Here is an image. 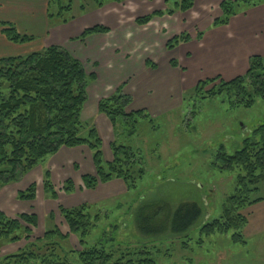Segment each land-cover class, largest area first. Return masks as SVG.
Masks as SVG:
<instances>
[{
  "label": "rangeland",
  "instance_id": "1",
  "mask_svg": "<svg viewBox=\"0 0 264 264\" xmlns=\"http://www.w3.org/2000/svg\"><path fill=\"white\" fill-rule=\"evenodd\" d=\"M25 1L31 4L32 11L35 10L30 19L32 23L24 25L21 32L33 36L36 41L6 48L2 53L4 57H24L41 51L45 35L41 32L40 23L44 19L48 20L50 27L60 23L66 25L62 23V20H66L68 23L63 27L67 33L76 35L104 18L92 0H62V6L69 2L72 6L71 12L62 18L54 16L58 12L57 4L47 6L46 10L54 16L49 19L43 17L42 0ZM155 3L153 7L148 1L126 0L121 5L109 6L108 14L111 13L116 19L110 37L114 38L123 31L121 43H115L109 57L120 63L113 60L96 62L92 55L94 51H85L81 45L80 49H75L71 46L75 42L69 47L71 54L83 63L88 75L95 71V62L97 73L101 71L98 82L91 83L87 89L88 100L80 118L83 123L97 128L98 116L95 114L99 99L114 93L124 81L128 84L126 82L122 86V92L128 93L135 101L133 109L144 110L149 115L138 120L132 134H129V128L123 123H117L113 128L114 133L104 141V144L114 141L118 145L130 147L140 157L144 176L136 181L135 189L127 190L124 183L109 182L101 184L105 186L98 185L95 190H85L81 185V177L92 173L91 152L86 147L62 148L55 155L47 156L17 183L0 190V211L12 218L21 214H35L38 228L33 230V238H37L54 226L67 233L58 206L72 208L85 203L91 207L89 211L92 217L100 216L86 238L88 247L103 246L124 253L145 249L151 253L156 264H264V183L253 196L262 201L242 212L248 219V225L242 231L246 246L234 244L231 232L211 236L201 233L205 224L220 217L226 199L235 188L236 171H220L216 166L218 150L223 147L227 155H232L242 148L244 140H259L253 133L264 125V100L256 97L250 108L231 107L226 98L201 99V95L198 96L193 90L199 81L205 79L219 77L229 81L244 75L249 59L257 55L264 57V51L258 52L254 42L245 39L241 41L242 45H236L233 49H230L229 41L223 44L226 40L217 38L218 33H221L220 28L212 27L219 13L215 7L210 10V16L203 19L205 22L198 23L193 15L180 14V18L186 20L181 28L186 31L178 27L179 32H186L192 39L180 44L176 52L169 55L165 51V39L175 34V23L170 20V16L165 18V23L170 27L165 33L160 26L152 28L154 23L149 27L148 24L140 27L135 23L137 18L157 8L159 10L161 0ZM252 9H240L238 15H244ZM177 18L174 16L173 21ZM208 26L210 28H205ZM150 31L154 32V40H148L152 36ZM198 33L202 34L201 39L197 38ZM205 34L206 40H203ZM92 41L89 40L88 44ZM148 56L153 58L157 66L151 72L143 71L144 57L147 59ZM167 56L171 57L167 59ZM228 58L235 60V71ZM171 59L181 66L177 70L184 68L182 71H185L183 74L178 72L172 81L168 77L173 71L165 67ZM145 88L147 91H143ZM101 150L104 162L112 159L111 154L109 158L104 156L103 143ZM108 151L111 152L110 149ZM45 171L52 173L51 182L58 193L56 201L44 194L42 180ZM68 179L75 187L70 195L61 190L62 184ZM30 184L36 187V199L33 202L17 200L16 193L26 190ZM159 201L173 208L180 203H196L202 210V216L182 236L158 239L142 236L135 227L134 211L143 202ZM50 213L55 215L53 220H48ZM24 243L6 245L1 255L16 252ZM67 249L80 250L76 237L70 236Z\"/></svg>",
  "mask_w": 264,
  "mask_h": 264
},
{
  "label": "trees",
  "instance_id": "2",
  "mask_svg": "<svg viewBox=\"0 0 264 264\" xmlns=\"http://www.w3.org/2000/svg\"><path fill=\"white\" fill-rule=\"evenodd\" d=\"M47 6L57 4L54 15L62 18L71 12V2L61 5L62 0H47ZM125 0H92L95 8L107 4H120ZM152 2L153 0H141ZM195 0H163L165 9L155 10L137 18V26H146L154 18L186 13L194 6ZM264 0H223L219 5L220 17L212 27L227 26L230 19L239 14L240 9L256 8ZM47 7V8H48ZM49 14L48 17H54ZM64 24L68 23L62 20ZM0 31L13 44H24L34 40L33 36L18 33L14 25L1 22ZM110 29L95 25L84 29L76 38L80 43L98 34H108ZM201 39L202 34L198 33ZM187 33H181L166 43L168 52L180 44L190 42ZM148 67L155 65L146 62ZM172 68H178L175 60H170ZM95 74L86 73L83 63L68 50L51 45L39 52L24 57L0 58V190L17 183L33 171L47 156H53L62 148L86 147L91 152L94 175H82V187L95 190L100 184L121 181L127 190L135 189V183L144 176L140 157L130 147L110 144L112 159L104 162L102 141L95 128L81 121V113L88 100V86L95 80ZM217 81L218 84H215ZM122 86L98 102V112L104 115L112 127L123 123L133 133L138 120L148 118L144 110L130 111L132 98L122 92ZM211 86L205 90L206 87ZM194 93L201 99L226 98L231 107L250 108L259 97L264 100V57L252 56L248 69L242 76L229 81L219 77L199 81ZM259 140L246 139L240 150L227 155L220 147L216 155V166L220 171H236L235 188L224 204L220 217L201 228L206 236L231 232L234 244L246 246L242 231L248 225L247 216L242 212L262 201L253 198L259 186L264 183V125L254 131ZM76 167V166H75ZM44 194L56 201L58 193L51 182L50 171L43 173ZM62 192H74L73 182L68 179L62 184ZM19 201L33 202L36 187L30 184L26 190L16 193ZM90 206L81 204L72 208L58 206L68 232L63 233L58 226L44 231L33 238V230L38 228L35 214H21L9 217L0 211V264H156L151 253L145 249L125 252L111 250L103 246H86L90 230L100 220L92 217ZM202 210L196 203H180L175 208L165 202H143L134 211V223L138 232L145 237L158 239L164 236H182L200 219ZM55 215L50 213L48 220ZM70 236L76 237L80 250L67 249ZM24 241V246L16 252L1 255L2 249ZM68 250V251H67Z\"/></svg>",
  "mask_w": 264,
  "mask_h": 264
},
{
  "label": "crops",
  "instance_id": "3",
  "mask_svg": "<svg viewBox=\"0 0 264 264\" xmlns=\"http://www.w3.org/2000/svg\"><path fill=\"white\" fill-rule=\"evenodd\" d=\"M42 1H43V8H42L43 17L45 16L46 19H49L48 15H47L48 11L46 10L48 1L47 0H42ZM125 1H123L121 4H123ZM155 1L156 0H153L152 2H148V3L154 7V6H156ZM222 1L223 0H195L194 6L190 11H188L186 13L177 12L173 16L169 17V18H171L170 20L175 23V27H174L175 34H172V36H170L169 39L173 38L175 36H178L181 33H186V32H179V29H181V31L182 30L186 31L185 29L181 28V26H183L182 23L186 24L185 23L186 20L184 18L183 19L180 18V14H184V16L193 15V17L195 18V22L200 23V22H205L203 19L208 18L210 16L209 15L210 10L212 8L216 7V9L219 12L216 15V17L218 18L221 15V12L219 10V5ZM161 2L162 3L159 5V10L163 11L165 9V5H164L163 0H161ZM28 3L29 2H26L25 0H0V23L1 22L10 23V24L15 26L18 33L22 34L23 32H21V31L23 29V26L28 24V23H32L31 20L33 17V11L35 10L34 9L32 11L31 4L30 3L28 4ZM121 4L111 3V4L105 5L101 9H97V10H99V12L101 14H104V18L101 20L100 23H98L96 25H104L110 29V32L108 34L92 35V36L88 37L83 44L80 43V41H78L76 38H78L79 35H81V33L86 28H84L82 30V32H78V34H76L77 35L76 36L71 32L67 33V30L65 29V27H63V26H66L67 23H66V25H62L60 23L58 25H54L53 27H50V25L48 24V20L46 21L44 19V21H42L40 23L41 32H43L44 33L43 35H45L43 45L41 46V50L45 47L55 45V46L62 47L71 53V51L69 49L70 44L75 42V43H73L74 45H71V46H74L75 49H80L79 45H81L84 47L81 49H84L85 51H91V52L94 51L92 55L94 56L93 59L96 62L97 61H99V62H103V61L104 62H106V61L110 62L112 60L115 61L114 59H111L109 57V55H110V52H111L113 46H115V43H121L120 37H122L123 31L118 33V35H116L114 38L110 37L112 34V29H113L114 24H115L114 22L116 19H114L113 15L111 13H110V15L108 14V11H109L108 8H110L109 6H111V5H121ZM156 10H158V8ZM241 15L242 14L232 17L227 26H223V28L219 27L221 30L220 31L221 33H218L217 38H220V39L224 38L226 41L223 42V44H226L229 41L228 44L230 46V49H233L236 45H240L241 41H244V39H245L248 42H254V45L257 46L258 52L264 51V5L259 6L257 8H254L252 10H249L246 13H244V15H242V16ZM174 16H176L178 18L173 21ZM165 18H167V16H163L161 18H154L147 25V27L151 26L154 23V27H152V28H156V26H160L161 29L165 33L167 31V29L170 28L169 25H167L165 23L167 20ZM21 21H22V23H21ZM192 22H194V21H192ZM209 25H211V24H209ZM178 27H179V29H178ZM205 28H210V26L205 27ZM120 29H122V28H120ZM203 29L204 28H202V30ZM118 30H119V28H118ZM150 32H151L152 36H150L151 39H148V40H152V39L154 40V32L153 31H150ZM22 35H26V34H22ZM166 36H169V35H166ZM189 36L191 37V35H189ZM169 39H165V41H166L165 44L167 43V41ZM89 40H93L92 42H90V45L88 44ZM203 40H206V34L204 35ZM35 41H36V38H34V40L32 42H29V43H33ZM255 41H256V44H255ZM14 45L15 44L8 42L0 31V58L4 57L2 53L6 48H12ZM179 47L180 46H178V48ZM176 49L171 51V52H168L169 55H173L176 52ZM165 51H166V49H165ZM261 53H263V52H261ZM170 57L171 56H169V57L167 56V59ZM152 59L153 58H151L149 56L147 57V59H145V57H144L143 71L146 70V71L151 72V70L152 71L156 70V68L152 69V68L148 67V65L145 64L146 62H148V63L154 64L155 67H157ZM171 60H173V59H171ZM228 60H229L228 62H230V64H231L232 70L235 71L237 69V64H236L235 60L231 59V58H228ZM169 61L166 63L168 65H166L165 67L166 68L170 67L171 70L173 71V72L171 71L172 72L171 76L168 77V79L170 81H172L173 77L176 74H178V72H180V74H183V73H185V71H182L184 69L183 67H182L183 69L177 70L178 68L181 67L179 64H178V68H172L169 64ZM96 62L94 63V67H96V69L93 72L95 74L96 78L93 82H98L99 75L101 74V71H99L98 73L96 71L97 70ZM115 62H117V61H115ZM117 63H120V62L118 61ZM148 75L154 76V74H151V73H149ZM93 82H91V83H93ZM126 82L127 81L121 82V85H125ZM127 84H128V82H127ZM125 91L127 92V88L125 89ZM143 91H147V88H145ZM103 98H101V99H103ZM101 99H99V101ZM134 105H135V101L132 100L131 105L128 107L130 111H136V109H133ZM145 110H147V109L145 108ZM96 115L98 116V121L96 123L97 128H95V129L97 130L101 140H103L102 143H103V149H104V156L109 158V155L111 154V152H109L108 150L110 149V144L114 141L111 142L110 140H108V141H110L109 144H104L105 143L104 141H105L107 136L109 138L110 134L114 133V130H113V127H112L111 123L109 122V120L104 115L100 114L98 112V109H97V114H95V116ZM90 164H92V161H90ZM92 166L93 165L90 166L92 173H87L88 175H94L95 174V169ZM115 182H119V184L122 183L121 181H116V180L112 181V183H115ZM100 186H105V185L100 184Z\"/></svg>",
  "mask_w": 264,
  "mask_h": 264
}]
</instances>
